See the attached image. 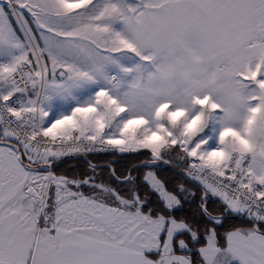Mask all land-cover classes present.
I'll list each match as a JSON object with an SVG mask.
<instances>
[{"label":"snow or ice","instance_id":"6c2138e0","mask_svg":"<svg viewBox=\"0 0 264 264\" xmlns=\"http://www.w3.org/2000/svg\"><path fill=\"white\" fill-rule=\"evenodd\" d=\"M0 264H264V0H0Z\"/></svg>","mask_w":264,"mask_h":264}]
</instances>
